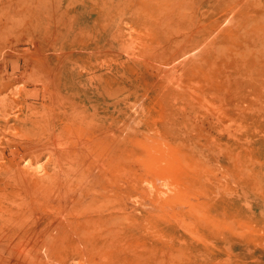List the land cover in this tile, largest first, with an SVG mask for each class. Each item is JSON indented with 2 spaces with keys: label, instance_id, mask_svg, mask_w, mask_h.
Masks as SVG:
<instances>
[{
  "label": "rangeland",
  "instance_id": "obj_1",
  "mask_svg": "<svg viewBox=\"0 0 264 264\" xmlns=\"http://www.w3.org/2000/svg\"><path fill=\"white\" fill-rule=\"evenodd\" d=\"M0 264H264V0H0Z\"/></svg>",
  "mask_w": 264,
  "mask_h": 264
},
{
  "label": "bare ground",
  "instance_id": "obj_2",
  "mask_svg": "<svg viewBox=\"0 0 264 264\" xmlns=\"http://www.w3.org/2000/svg\"><path fill=\"white\" fill-rule=\"evenodd\" d=\"M57 135V134H56ZM63 135V134H62ZM70 136V135H69ZM71 159V158H70Z\"/></svg>",
  "mask_w": 264,
  "mask_h": 264
}]
</instances>
